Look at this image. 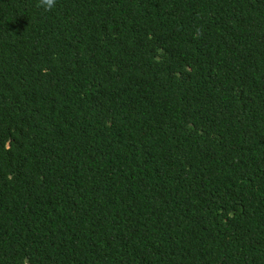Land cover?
Returning <instances> with one entry per match:
<instances>
[{
    "label": "trees",
    "instance_id": "trees-1",
    "mask_svg": "<svg viewBox=\"0 0 264 264\" xmlns=\"http://www.w3.org/2000/svg\"><path fill=\"white\" fill-rule=\"evenodd\" d=\"M0 0V264H264V0Z\"/></svg>",
    "mask_w": 264,
    "mask_h": 264
},
{
    "label": "clouds",
    "instance_id": "clouds-1",
    "mask_svg": "<svg viewBox=\"0 0 264 264\" xmlns=\"http://www.w3.org/2000/svg\"><path fill=\"white\" fill-rule=\"evenodd\" d=\"M36 6L46 12H51L57 7V0H37Z\"/></svg>",
    "mask_w": 264,
    "mask_h": 264
}]
</instances>
